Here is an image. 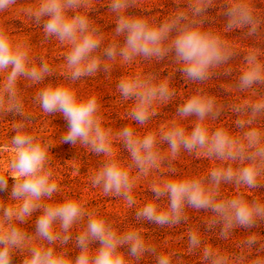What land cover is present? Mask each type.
<instances>
[{
  "label": "clouds",
  "instance_id": "1",
  "mask_svg": "<svg viewBox=\"0 0 264 264\" xmlns=\"http://www.w3.org/2000/svg\"><path fill=\"white\" fill-rule=\"evenodd\" d=\"M17 4L18 0H0V14ZM226 4V25L217 29L205 26L214 0H186L184 7L176 0L175 10L163 18L129 15L128 9L139 7V0H107L115 28L106 34L89 17L96 0H32L22 11L29 22L42 25V42L55 41L66 49L56 83H45L56 74L48 58L34 54L29 40L15 38L7 20H0V113L19 117L11 123L8 169L0 171V193L8 192L9 177L14 181L7 201L0 200V264H13L16 253L23 257L22 264H141L146 256L153 264H173L176 253L150 243L143 222L173 228L187 221L190 210L210 211L205 230L228 240L235 229L251 230L264 221V197L254 191L264 187V48L259 46L264 41V11L254 6V0ZM234 29H247L245 36L256 43L238 47L225 37ZM241 51L244 62L231 85L237 95L230 111L238 117L232 129L215 123L224 105L203 85L219 72L231 75L230 61ZM165 58L198 87L159 131L148 125L155 106L175 95L171 77L131 74L118 81L120 97L132 102L126 118L135 122L118 132L105 123L96 92L81 93L77 87L82 78L100 71L110 74L117 64ZM22 85L35 86L32 103L44 115H63L68 128L61 142L101 158L91 186L105 197L123 200L128 208L135 205V225L121 227L99 206L89 210L77 193L62 191L55 181L50 141L31 130ZM191 116L196 119L187 128L182 122ZM116 138L129 153L127 159L114 150ZM163 144L168 146L166 156L161 153ZM182 152L213 161L214 166L204 173L185 174L173 163ZM166 160L170 175L153 183L152 197L137 205L133 193L138 178ZM225 186L231 187L230 194ZM37 211L35 231L29 233L24 226ZM96 242L99 246L93 248ZM70 244L78 249L75 256ZM237 248L229 252L212 246L199 227L188 232L186 250L198 255V264H264V236L246 231ZM177 264H184L182 257H177Z\"/></svg>",
  "mask_w": 264,
  "mask_h": 264
},
{
  "label": "rangeland",
  "instance_id": "2",
  "mask_svg": "<svg viewBox=\"0 0 264 264\" xmlns=\"http://www.w3.org/2000/svg\"><path fill=\"white\" fill-rule=\"evenodd\" d=\"M31 2L32 0H18V4L8 13L0 14V20H7L6 23L13 28L12 34L16 35L15 38L28 39L34 54L45 55L48 58V62L54 68L56 74L47 77L45 83L49 81L56 83L61 79L60 73H62L64 67L62 56L66 49L55 41L42 42V25L37 27L29 22L22 11ZM139 4L140 6L137 8L128 9V14L157 15L163 18L175 10L176 0H139ZM185 4L186 0H181V7H184ZM254 6L264 11V0H254ZM226 8V0H214V5L206 12L208 20L205 26L222 29L227 22V17L224 14ZM89 17L100 24L106 34H110L115 28L114 18L107 7V0H96V6L89 13ZM246 31L247 29H234L232 32L225 33V37L229 41L237 43L238 47L244 44H255L256 41L253 37L245 36ZM259 46L264 48V41L260 42ZM243 56L244 53L241 51L230 61L233 65L231 75H224L219 72L203 85L210 95L215 96L217 101L224 105V111L219 121L215 123H223L232 129H235L233 121L238 117L230 111L237 95L231 90V85L237 82L236 78L239 75L238 66L244 62ZM148 73L156 74L161 80L171 77V87L175 92L172 100L155 106V114L150 118L148 127L159 131L171 123L176 116L177 107L198 87L197 84L185 80L183 74L179 71V66L171 58H165L160 62L138 60L132 65L117 64L112 68L110 74L100 71L95 77L82 78L78 82L77 87L81 93L96 92L102 107L105 123L114 132H118L130 123L135 126V122H130L126 118V113L132 102L122 100L116 90L118 81L127 75H145ZM261 90L264 91V88ZM22 91L25 110L32 118L31 130L35 134L47 138L52 145L49 152L56 172L55 181L60 185L62 191L77 193L81 202L89 210L99 206L121 227L135 225V205L128 208L123 200L105 197L101 189L91 186L90 177L94 174L96 168L99 167L101 158L79 145L73 146L70 143L61 142V137L68 128L67 121L63 115L61 113H53L46 116L40 111L38 106L32 103V97L36 91L35 86L26 87L22 85ZM14 119H19V117L13 116L11 113L6 116L0 113V171H7L8 161L12 157V152L8 147V138L14 135L11 132V123ZM195 119V116H191L182 123L185 127L190 128L191 121ZM136 127L139 129V126ZM140 131L143 130L140 129ZM167 148V144L161 145L162 155H167ZM114 150L117 151L121 159H127L129 156L123 143L118 138L114 139ZM167 163L166 160L159 169L153 170L148 176H140L138 178L137 186L133 193L137 205L152 197L150 186L153 183H159L163 179L168 178L170 174L166 171ZM173 163L185 174L204 173L214 166L213 161L195 155H188L186 152H182L180 158ZM13 183V179L9 177L8 192L0 193V200L7 201ZM224 191L226 194H230L231 187L225 186ZM254 191L257 195L264 197V187L257 188ZM38 215V211L33 213L32 219L24 226L29 233H34V222ZM210 215V211L200 210L196 212L190 210L187 221L173 228L159 227L147 221L143 222L141 226L144 229L146 239L156 245L158 250H168L176 253V256L173 257V264H177V257H182L184 264H198V255H189L186 250L188 232L195 227H199L205 242L229 252L238 251V241L241 236L246 234V231H255L260 236H264V221H261L258 227L254 229L237 228L233 231L230 239H219L214 233L205 230V222ZM215 232H219V226H217ZM98 246V242L92 245L93 248ZM69 247L72 249L71 255L75 256L78 249L74 244H70ZM12 260L13 264H22L23 257L16 253ZM141 264H153L152 257L146 256L141 261Z\"/></svg>",
  "mask_w": 264,
  "mask_h": 264
}]
</instances>
